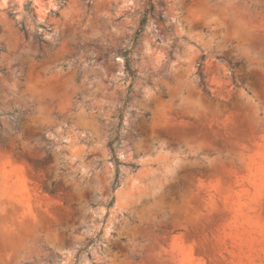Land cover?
Returning <instances> with one entry per match:
<instances>
[{
	"label": "rangeland",
	"instance_id": "1",
	"mask_svg": "<svg viewBox=\"0 0 264 264\" xmlns=\"http://www.w3.org/2000/svg\"><path fill=\"white\" fill-rule=\"evenodd\" d=\"M31 1L0 0V264H264V0Z\"/></svg>",
	"mask_w": 264,
	"mask_h": 264
},
{
	"label": "trees",
	"instance_id": "2",
	"mask_svg": "<svg viewBox=\"0 0 264 264\" xmlns=\"http://www.w3.org/2000/svg\"><path fill=\"white\" fill-rule=\"evenodd\" d=\"M32 7V1L31 0H28V3L26 4V9L29 10L30 8ZM153 10V5H151L150 9H149V12H151ZM147 22V17L146 15L143 16L142 20H141V25L142 27L146 24ZM20 32L23 34L24 38L26 40L29 39V37L31 36L28 29L24 26V24H20ZM33 39L35 41H37L39 44H43L45 43L44 41V36L42 33H39V31H36L33 33L32 35ZM127 63L129 65L130 63V60L128 59L127 60ZM242 62H239L237 64H233V63H229V66H230V72H231V79H232V83L235 85V86H238L237 85V81H236V76H235V72H234V68L238 65H240ZM131 74H134L133 71L131 69H129ZM5 70L3 68H0V72H4ZM202 85H203V89L209 94V90H208V86L207 84L203 81L202 82Z\"/></svg>",
	"mask_w": 264,
	"mask_h": 264
},
{
	"label": "bare ground",
	"instance_id": "3",
	"mask_svg": "<svg viewBox=\"0 0 264 264\" xmlns=\"http://www.w3.org/2000/svg\"><path fill=\"white\" fill-rule=\"evenodd\" d=\"M209 15H215V14H209ZM190 95H192V94H190ZM187 98V97H186ZM192 98V97H191ZM199 102V101H198Z\"/></svg>",
	"mask_w": 264,
	"mask_h": 264
}]
</instances>
